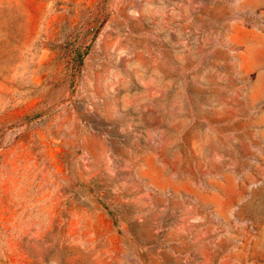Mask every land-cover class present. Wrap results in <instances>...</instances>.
I'll return each instance as SVG.
<instances>
[{"label": "rangeland", "instance_id": "374dc122", "mask_svg": "<svg viewBox=\"0 0 264 264\" xmlns=\"http://www.w3.org/2000/svg\"><path fill=\"white\" fill-rule=\"evenodd\" d=\"M0 264H264V0H0Z\"/></svg>", "mask_w": 264, "mask_h": 264}]
</instances>
